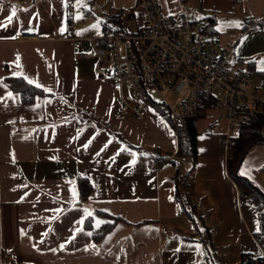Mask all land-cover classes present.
Instances as JSON below:
<instances>
[{"label":"crops","instance_id":"1","mask_svg":"<svg viewBox=\"0 0 264 264\" xmlns=\"http://www.w3.org/2000/svg\"><path fill=\"white\" fill-rule=\"evenodd\" d=\"M138 1L0 0V264H242L244 253L264 254L251 234L259 216L235 200L241 185L228 159L223 174L201 175L203 186L199 154L182 176L187 156L177 154L168 118L155 107L145 118L119 115L112 67L97 73L94 46L111 13ZM159 1L167 14L203 18L234 47L233 58L251 62L264 91V0ZM253 22L261 28L248 31ZM18 33L37 37L15 40ZM10 77H27L43 94L25 101L29 94L13 89ZM161 155L166 161L156 162ZM263 165L260 142L239 175L264 194ZM80 177L93 185L85 201ZM106 213L123 220L95 239L113 221Z\"/></svg>","mask_w":264,"mask_h":264},{"label":"built area","instance_id":"2","mask_svg":"<svg viewBox=\"0 0 264 264\" xmlns=\"http://www.w3.org/2000/svg\"><path fill=\"white\" fill-rule=\"evenodd\" d=\"M111 18L99 36L101 43L94 46V54L99 76L106 74V65L112 67L119 115L145 118L149 107H155L178 133L189 118L205 116L209 109H223L220 116L228 122L223 142L231 158L240 127L264 106V91L254 85L251 62L233 58L234 47H224L209 33L203 18L186 11L167 14L159 0L125 5L114 10ZM261 26L253 22L247 30L257 31ZM36 37L18 33L14 39ZM251 234L264 252L262 235ZM254 264H259V259Z\"/></svg>","mask_w":264,"mask_h":264},{"label":"trees","instance_id":"3","mask_svg":"<svg viewBox=\"0 0 264 264\" xmlns=\"http://www.w3.org/2000/svg\"><path fill=\"white\" fill-rule=\"evenodd\" d=\"M209 22L215 23V18L209 16ZM262 78L264 83V72H262ZM10 86L21 92L29 94L25 101H31L35 95L43 94V90L30 84L22 77H10L8 78ZM198 117H191L187 120V123L182 126L178 133L179 139V156H191L194 164L198 161V129H197ZM264 142V106L257 108L251 116V120L248 124L240 127L239 133L234 137L233 153L232 157L228 159V168L232 172L236 181L246 188L253 196L256 202V208L260 219V231L262 235V241H264V194L247 178L239 175V167L247 155L250 148L257 143ZM165 156H155L156 162L166 161ZM264 168V165L261 167ZM178 184V183H177ZM93 189L92 183L86 177L79 178V196L81 201H85L91 195ZM105 213V212H104ZM107 214V213H106ZM112 222H107L103 225L101 232L94 236L95 239H99L104 233L109 231L118 220H123L120 216H112ZM86 227H91V217H87L85 221ZM259 259V264H264V255L255 257L251 253H244L242 256V264H254L255 259Z\"/></svg>","mask_w":264,"mask_h":264},{"label":"rangeland","instance_id":"4","mask_svg":"<svg viewBox=\"0 0 264 264\" xmlns=\"http://www.w3.org/2000/svg\"><path fill=\"white\" fill-rule=\"evenodd\" d=\"M129 27L134 29V25L129 22ZM256 78L254 76V82ZM221 101H225V97L221 96ZM224 112L223 109L214 108L209 109L207 111V116H200L197 120V129H198V148H199V160H200V167L198 168V175H197V184L199 186L204 185V180L201 178V175L208 176L211 173L221 172L223 174V158L229 159L226 154L225 144L223 142V136L227 132V124L225 120L219 119V114ZM216 142V145H214ZM206 159H210L207 161ZM194 165L191 156H187L182 160L181 163V175L186 176L191 167ZM184 171V172H183ZM195 172V171H194ZM194 175V174H193ZM182 178V177H181ZM190 183V182H188ZM247 193V194H246ZM245 194L247 196H245ZM238 199V200H237ZM236 201H240V205L244 213L252 210V217L259 222L256 202L253 199L252 194L244 188L242 185L237 186V198ZM233 209V208H232ZM183 213V212H181ZM240 213V211H239ZM253 234H257L260 231V223L258 227L251 228ZM214 255V253H213Z\"/></svg>","mask_w":264,"mask_h":264},{"label":"snow or ice","instance_id":"5","mask_svg":"<svg viewBox=\"0 0 264 264\" xmlns=\"http://www.w3.org/2000/svg\"><path fill=\"white\" fill-rule=\"evenodd\" d=\"M84 6L86 7V5H84ZM13 15H15V10H13ZM11 18H12L11 16L8 17L9 20H11ZM237 26H239V24H237ZM261 63H264V61H262ZM261 70H264V68H262ZM25 79H27V77H25ZM29 83H33V81L29 80ZM36 86L40 87L39 84H36ZM90 142L91 141H89V143ZM105 146H107V145H105ZM85 147H87V145H85ZM84 211L87 212V209H85ZM88 215H91V213H88ZM100 223H102V222L101 221H97V226H99ZM91 234L92 233H90V232L88 233V235H91ZM45 235H46V233H45ZM63 247H64V245H61V248H63ZM93 247H95V246L93 245ZM53 251H55V249H53Z\"/></svg>","mask_w":264,"mask_h":264}]
</instances>
